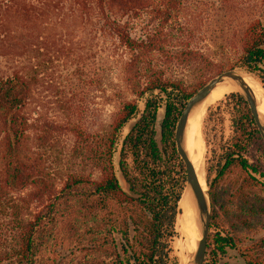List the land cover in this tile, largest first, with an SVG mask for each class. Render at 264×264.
Listing matches in <instances>:
<instances>
[{
    "label": "trees",
    "instance_id": "trees-1",
    "mask_svg": "<svg viewBox=\"0 0 264 264\" xmlns=\"http://www.w3.org/2000/svg\"><path fill=\"white\" fill-rule=\"evenodd\" d=\"M69 1L72 11L97 20L93 28L102 37L101 72L117 63L135 98L120 102L94 155L99 178L70 173L58 185L27 146L24 108L30 78L19 71L0 76V194L24 192L23 200L36 206L23 226L15 264H63L61 251L76 249L78 264H179L173 241L186 170L175 127L189 98L207 81L203 76L212 61L199 41L214 32L215 18L225 17V4L229 12L242 14L238 56L229 68H242L263 82L264 0L239 8L233 7L235 0ZM0 2L6 11L0 15L1 26L14 17L33 22L42 15L38 4L48 0ZM136 17L145 18L139 26L133 23ZM12 38L5 36L0 53L8 59L15 57L9 52ZM107 43L113 48L105 47ZM119 49L129 56L120 59ZM176 65L194 69L196 85L169 76L168 67ZM220 103L229 110L233 133L206 174L213 205L207 246L212 264H218L226 246H237L228 229L229 198L254 212L264 207V140L241 94L233 92ZM162 108L166 117L160 144L155 122ZM261 241L259 252L240 249L246 264H264Z\"/></svg>",
    "mask_w": 264,
    "mask_h": 264
},
{
    "label": "rangeland",
    "instance_id": "rangeland-1",
    "mask_svg": "<svg viewBox=\"0 0 264 264\" xmlns=\"http://www.w3.org/2000/svg\"><path fill=\"white\" fill-rule=\"evenodd\" d=\"M59 1L48 0L46 5L39 3L42 15H37L31 23L14 17L9 25L0 26V53L5 51V36L12 35L8 47L13 49L9 52L15 55L14 59L0 55V76L19 71L30 78L31 93L24 108L29 122L27 146L58 185L70 173L99 178L94 155L101 149L120 102L135 98L128 90L117 63H111L110 68L107 66L104 73L101 72L102 37L93 28L97 20L90 21L72 11L73 3L69 0ZM259 1L235 0L232 4L239 8L245 3L258 5ZM1 3L0 15L6 12ZM228 9L225 4V17L215 18L214 32L199 41L198 46L212 61L203 79L208 81L224 70L237 69L255 80L264 92V78L262 82L257 75L242 68H229L237 60L238 31L245 18ZM144 19L136 17L133 23L139 26ZM106 45L113 48L111 43ZM122 50L119 49L120 59L129 56V52L123 53ZM261 68L260 73L264 77V65ZM167 74L186 80L190 86L196 85L199 77L194 69L177 65L169 66ZM226 96L212 104L199 120V145L204 154L202 165L206 182L208 168L217 161L233 133L229 110L220 103ZM140 105L144 107L142 101ZM135 121L133 119L125 126L124 134ZM118 154L117 151L116 161ZM123 186L126 187L124 183ZM207 188L209 191L208 182ZM24 196V192L14 190L0 194V264L16 263L23 226L36 211L35 204L24 201ZM229 199L232 200L228 204V229L234 234L237 246H226V253L219 254L218 264H246L240 249L259 252L264 238V207L254 212L235 198ZM180 240L182 236L178 231L173 241L175 255L174 243ZM74 251H61L63 264H78L79 252L77 249ZM185 261L181 262L179 258V264ZM205 263L212 264L208 253Z\"/></svg>",
    "mask_w": 264,
    "mask_h": 264
},
{
    "label": "water",
    "instance_id": "water-1",
    "mask_svg": "<svg viewBox=\"0 0 264 264\" xmlns=\"http://www.w3.org/2000/svg\"><path fill=\"white\" fill-rule=\"evenodd\" d=\"M228 79H234L237 82L238 89L235 92L241 94L247 101L261 137L264 140V118L258 109L259 101L251 86L245 81L243 75L237 69H227L213 76L187 101L175 127V142L177 151L184 162L186 170V181L183 191L185 189L190 191L187 196L189 201L194 203L197 215V225L201 236L197 242L196 250L190 254L188 261L185 264H205L212 219V205L208 188L206 190L203 189L195 165L189 156L186 146L188 121L193 110L207 98L211 91L217 85ZM165 117L166 112L163 108V111H158L155 122L156 139L160 144L162 141L163 123Z\"/></svg>",
    "mask_w": 264,
    "mask_h": 264
},
{
    "label": "bare ground",
    "instance_id": "bare-ground-1",
    "mask_svg": "<svg viewBox=\"0 0 264 264\" xmlns=\"http://www.w3.org/2000/svg\"><path fill=\"white\" fill-rule=\"evenodd\" d=\"M245 81L251 86L258 99V109L262 117L264 118V92L260 85L248 77V75L240 71ZM238 89V84L234 79H228L221 84L217 85L207 98L196 107L191 113L188 121L186 132V146L189 152V156L195 165L197 174L199 176L200 183L203 189H207L206 181L203 175L202 154L200 150L199 140V120L205 111L215 102L222 99L227 94L233 93ZM201 121V120H200ZM201 144V143H200ZM203 145V144H202ZM204 151V150H203ZM204 155V154H203ZM189 190L185 189L179 204L180 214L177 219L178 231L182 236V240L175 242V249L181 262L188 261L191 253L197 248V242L200 239L199 227L197 225V215L194 203L190 202L187 194ZM184 263V264H185Z\"/></svg>",
    "mask_w": 264,
    "mask_h": 264
}]
</instances>
